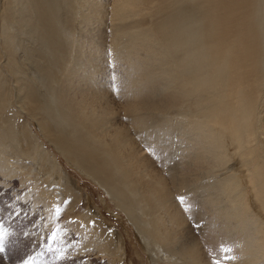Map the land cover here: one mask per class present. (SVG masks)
Returning a JSON list of instances; mask_svg holds the SVG:
<instances>
[{
    "label": "bare ground",
    "instance_id": "bare-ground-1",
    "mask_svg": "<svg viewBox=\"0 0 264 264\" xmlns=\"http://www.w3.org/2000/svg\"><path fill=\"white\" fill-rule=\"evenodd\" d=\"M75 1L0 0V31L11 71L17 72L14 36L9 33L12 22L32 27L42 45L41 52L52 50L57 64L63 61L67 46L75 51L74 43L69 42L71 37H64V20L59 12L69 7L66 19L74 21L86 4ZM110 1L109 33L95 39L105 44L108 38L115 58L127 64L130 73L124 86L132 102L119 113L112 111L104 94L87 96L83 93L85 86L76 87L72 78H67L65 87L77 99L67 103L72 96L62 97L59 112L48 113L34 90L21 86L27 115L35 120L40 115L43 137L117 201L140 241L147 242L153 264H180L172 262V256L185 258L182 264H202L196 237L178 212L170 213L166 208V204L172 208L173 196L167 194L164 179L152 169L151 161L130 134L131 127L136 131L151 123L152 127L169 124L172 116L165 113L174 110L172 115L179 117L180 125L176 133L169 126L171 133L159 129L156 136H143L155 144L172 141L170 149L176 158L168 159L167 168L176 191L192 193L197 206L198 200L205 203L200 216L209 210L215 223L234 232L240 253L231 264H264V0ZM106 4L94 5L91 16L82 12V21L89 23ZM159 79L166 81L162 101L148 95L146 89L150 85L155 90ZM2 83L0 108L5 107L9 95ZM143 93L146 101L139 99ZM156 112L163 118L155 120ZM44 114L50 116L52 126ZM122 118L135 125L128 128L118 123ZM10 126L0 129V146L20 152L18 159L24 155L39 169L46 162L48 169L40 170L43 177L51 182L57 180L56 175L68 184L57 159L30 127L23 124L19 131L27 144L22 151L20 133ZM63 126L69 131H63ZM5 166L0 152V169ZM150 171L156 175L151 176ZM159 210L166 217H160Z\"/></svg>",
    "mask_w": 264,
    "mask_h": 264
},
{
    "label": "rangeland",
    "instance_id": "rangeland-1",
    "mask_svg": "<svg viewBox=\"0 0 264 264\" xmlns=\"http://www.w3.org/2000/svg\"><path fill=\"white\" fill-rule=\"evenodd\" d=\"M83 1L86 4L80 12L78 11L74 21L66 19L70 15L69 7H63L59 11L60 17L62 16L64 20L66 31L63 33L64 37L65 39L71 37L69 42L74 43L73 50H75L71 52L70 47L67 46V52L61 63L55 62V53L52 50L41 52L42 45L35 39L36 33L32 27L28 25L22 27L20 24L21 28L16 22H12L9 33L14 36L13 59L17 63V72L14 73L7 65L8 56L3 49V37L0 31V82H3L9 94L7 99L9 102L7 101L4 108H0V129H7L11 125L10 129L20 133L19 136L22 137L19 131H22V125L26 124L45 145V149L50 150L55 156L68 179L67 184L54 175L57 180L47 181L40 173V170L48 169L46 162L42 163L39 169L31 160L25 158L23 153V156L18 159L20 152L13 153L6 149V146L5 149L2 145L0 146V152L6 160L5 168L0 169V227L10 233L6 252L0 257V264H23L29 259L32 264H153L149 250L147 252V242L143 244L140 241L135 226H132L126 214L117 206V201L110 199L97 181L86 177L74 168L43 137L39 130L42 117L39 115L37 120L31 119L22 105L24 90H20V87L29 86L34 90L37 100L39 99V102L49 110L48 113L59 112L61 98L74 94L72 90H70L71 93L65 87L68 82L67 78H72L70 80L76 87L80 86L82 89L86 87L83 93L87 96L97 94V97H100L104 94V99L110 100L109 106L112 111L119 113L123 110V106L132 102L130 100H133V97L125 87L127 85L124 86V81L128 79L130 73L127 64L115 58L116 52L113 53L112 49H109V43L107 44L108 38L105 39V44H101L100 39L99 41L95 39L96 35L107 36L109 33L108 5L111 1L88 0V3L85 2L87 0H77L75 2L81 5ZM101 2L107 4L98 13L99 16L95 14L96 18H92L95 21L83 22V13L88 14L96 4ZM73 6L74 4L71 5ZM89 14L92 15L90 12ZM23 15L25 18V14ZM26 17L29 18L30 14ZM74 55L79 58H74ZM4 65L7 67L5 68ZM158 82L155 90L150 85L146 89L148 95L160 98L162 101L161 95L164 92L166 81L159 79ZM88 87L89 91H87ZM141 97L140 100L146 101V93H143ZM72 99L75 101L77 98L73 96L67 98V103ZM172 113L175 111L169 110L165 113L172 116L167 125L152 127L151 123L146 129H142L143 131L138 128L135 131L131 127V137L146 158L151 161L152 169L164 179L167 194L173 196L172 208L169 209L167 204L166 208L170 213L178 212L185 226L196 237V242H198L196 247L202 251H199V255L202 253L200 262L214 264L215 261H219L220 264H231L240 253L234 232L224 229L220 222L215 223V218H212V212L209 210H205L201 217L200 213L204 211L202 209L205 203L198 200L199 206H197L196 199H191L192 193L190 195L186 193L187 191H176L171 172L167 168L170 162L168 159L176 158L170 149L172 141L165 139L155 144L144 137L148 133L152 137L156 136L159 129H166L171 133L169 126L173 133H176L177 128L180 127L179 117H173ZM159 114L161 113L154 114L155 120L163 118ZM46 117L48 118L44 114L43 118L52 126V119L50 116L48 119ZM117 121L128 128L130 124L135 125L128 118L117 119ZM63 129V131H69L68 126H63ZM20 137H18L19 145L22 144L21 150L25 151L27 144L23 137L22 139ZM150 173L153 174L151 171ZM154 175L156 174L151 176ZM180 196L185 198L184 204L177 199ZM57 208L60 209L59 214H57ZM185 208H189V211H185ZM159 211L160 217H166L162 210ZM181 228L184 230V227ZM119 247L120 250L117 249ZM170 259L180 264L185 261V258L173 256Z\"/></svg>",
    "mask_w": 264,
    "mask_h": 264
},
{
    "label": "snow or ice",
    "instance_id": "snow-or-ice-1",
    "mask_svg": "<svg viewBox=\"0 0 264 264\" xmlns=\"http://www.w3.org/2000/svg\"><path fill=\"white\" fill-rule=\"evenodd\" d=\"M177 199L180 201L181 204L185 203V198L183 196H180ZM56 211H57V214H59L60 209L57 208ZM185 211H189V208H185ZM94 223L95 222H93V224ZM9 235L10 233L6 229H4L3 227H0V257H2L6 252V246H7ZM23 264H32V262L29 259V260H25ZM214 264H220V262L215 261Z\"/></svg>",
    "mask_w": 264,
    "mask_h": 264
}]
</instances>
